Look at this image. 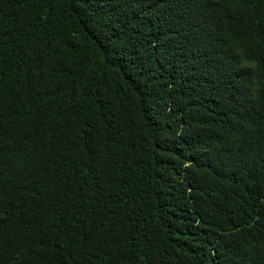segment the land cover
<instances>
[{
  "label": "trees",
  "instance_id": "obj_1",
  "mask_svg": "<svg viewBox=\"0 0 264 264\" xmlns=\"http://www.w3.org/2000/svg\"><path fill=\"white\" fill-rule=\"evenodd\" d=\"M0 264H264V0H0Z\"/></svg>",
  "mask_w": 264,
  "mask_h": 264
}]
</instances>
